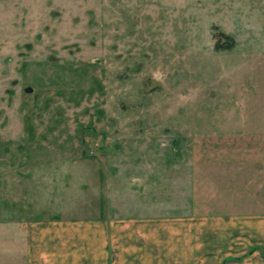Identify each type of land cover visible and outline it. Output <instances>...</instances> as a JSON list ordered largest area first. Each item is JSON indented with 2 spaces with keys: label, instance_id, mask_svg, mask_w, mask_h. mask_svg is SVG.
Listing matches in <instances>:
<instances>
[{
  "label": "rangeland",
  "instance_id": "374dc122",
  "mask_svg": "<svg viewBox=\"0 0 264 264\" xmlns=\"http://www.w3.org/2000/svg\"><path fill=\"white\" fill-rule=\"evenodd\" d=\"M261 5L0 0V264L35 222L262 211Z\"/></svg>",
  "mask_w": 264,
  "mask_h": 264
},
{
  "label": "crops",
  "instance_id": "0c3cea01",
  "mask_svg": "<svg viewBox=\"0 0 264 264\" xmlns=\"http://www.w3.org/2000/svg\"><path fill=\"white\" fill-rule=\"evenodd\" d=\"M260 16L256 36L263 46L258 66L264 72V0ZM232 39L234 47L228 50L236 46ZM252 117L257 134L264 137V81L263 111ZM27 236V264H264V209L82 223L49 220L31 223Z\"/></svg>",
  "mask_w": 264,
  "mask_h": 264
},
{
  "label": "trees",
  "instance_id": "16d2710c",
  "mask_svg": "<svg viewBox=\"0 0 264 264\" xmlns=\"http://www.w3.org/2000/svg\"><path fill=\"white\" fill-rule=\"evenodd\" d=\"M220 37H222L225 41L224 43H221V44H218L216 46V49L218 50H228V49H231L232 47H234V44H235V41L230 37V36H227V35H223L222 33L219 34Z\"/></svg>",
  "mask_w": 264,
  "mask_h": 264
}]
</instances>
